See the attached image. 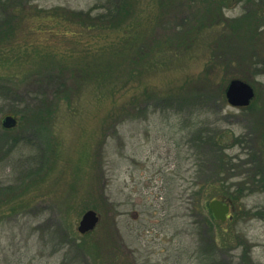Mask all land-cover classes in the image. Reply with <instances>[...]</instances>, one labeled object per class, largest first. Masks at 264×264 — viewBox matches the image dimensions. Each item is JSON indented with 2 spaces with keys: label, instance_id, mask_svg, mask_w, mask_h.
<instances>
[{
  "label": "rangeland",
  "instance_id": "374dc122",
  "mask_svg": "<svg viewBox=\"0 0 264 264\" xmlns=\"http://www.w3.org/2000/svg\"><path fill=\"white\" fill-rule=\"evenodd\" d=\"M181 1L126 0L142 38L110 79L123 34L98 15L116 0H0V264H264V0H220L219 14ZM192 8L216 18L199 29ZM141 42L152 55L134 59ZM235 79L250 107L228 104ZM200 133L226 136L210 148ZM224 194L220 222L209 203ZM89 210L100 222L83 235Z\"/></svg>",
  "mask_w": 264,
  "mask_h": 264
},
{
  "label": "trees",
  "instance_id": "16d2710c",
  "mask_svg": "<svg viewBox=\"0 0 264 264\" xmlns=\"http://www.w3.org/2000/svg\"><path fill=\"white\" fill-rule=\"evenodd\" d=\"M165 1V0H163ZM179 1V4L180 6H182V1L181 0H178ZM216 4H217V7H216V12L217 14L218 13V7H220V5L222 4V2L220 0H216ZM133 5L134 3L132 2H126L125 0V3H121L120 0H116V3L115 5L113 3H111L109 6H108V13L106 14H103V15H98V21L108 30V31H114L116 29L115 32L116 35H120V34H123L121 38H118L116 41L115 39H113L114 42H110V45L107 49H106V55H107V58H108V61L107 63H105V73H106V77L107 78H110V79H114V77L116 78H123L124 76L122 75V72L124 71L123 68L124 66L122 67V69L120 68V65L119 64H115V60L118 56H122V55H126V56H130V54H127L123 51V49H127L128 52H131L134 48H132L130 46V44L137 38V39H140L142 38L139 35H137V31L134 32V33H130L129 31L134 29V24L135 22L134 21H130L128 22L127 20L130 19V16L133 14ZM185 5V4H184ZM5 6V5H4ZM59 10H64L65 8H58ZM176 9V8H175ZM173 9V11L175 10ZM215 10V9H214ZM210 11L208 14H206V19H204L203 17V13L202 12H198L195 8H192V10L190 11V15L192 17H194V19L196 18L197 22L198 23H201L200 26H199V29H201L203 27L202 23H205L207 24L208 22H210L212 20L213 17H215V15H213V11ZM65 12H69V19L72 20V23L71 24H82V25H88L90 23L91 26H94L96 25L97 23V18L93 15L90 14V12L88 13H84V12H73V11H70V10H64ZM54 13V12H53ZM56 13V12H55ZM216 14V15H217ZM68 16L66 18H68ZM216 18V17H215ZM83 19H86V20H83ZM101 26V25H100ZM101 26V27H103ZM150 32H149V36L148 38H146V41H152V37L150 38ZM162 38L161 36H155L154 39H160ZM140 45L146 47H139L137 48L135 51V54H132L131 56L134 58V59H140L142 56L143 58H146V57H150L152 55V52L153 50L151 48H148L145 44V42H141ZM130 49V51H129ZM141 55V56H140ZM134 56H138V57H134ZM142 58V59H143ZM154 65V62L153 63H150L148 62L147 64V67H152ZM85 67V66H84ZM94 67H98V65H95ZM91 70V69H90ZM102 70V68H101ZM146 70V69H145ZM138 73L141 72V70L139 71H136ZM92 72H88V75H91ZM101 73H103V71H101ZM67 89V88H66ZM157 94H159L157 91H153V94L151 95H154V96H150V98H148L147 100L145 101H149L150 99L152 98H156V96H158ZM161 97V96H160ZM171 98V97H169ZM136 98H134L133 100H135ZM124 106H127V105H124ZM115 120H116V123L114 124V126L111 128L112 130H115V128L117 127V125H119V121L120 123L125 121V119H120V118H123L122 117V114H118V115H113L112 116ZM125 117H127V115H125ZM226 135L225 134H222V135H219V136H216V135H213L212 137H208V138H203V134L200 133V135H198L197 137V141L198 142H201L202 144L206 145V146H209L210 148H212L215 144V141H218V140H222ZM217 138V139H216ZM236 145V139H235V143L232 145V147H234ZM264 186V184H263ZM243 188L241 190H238L239 193L242 192ZM250 191L253 192V189H250ZM225 196H222V195H215V198H219V199H222L226 202H231V200H235L236 197H233L232 198V194H224ZM232 203V202H231Z\"/></svg>",
  "mask_w": 264,
  "mask_h": 264
},
{
  "label": "water",
  "instance_id": "95a60500",
  "mask_svg": "<svg viewBox=\"0 0 264 264\" xmlns=\"http://www.w3.org/2000/svg\"><path fill=\"white\" fill-rule=\"evenodd\" d=\"M226 97L230 105L235 107L249 106L253 98L255 97L254 89L246 82L242 80H233L228 86ZM17 125V120L12 116H7L4 120L3 126L5 128H11ZM210 209L212 210L215 218L221 221H226L227 214L230 211L229 206L222 203L220 200H214L210 203ZM100 217L98 214L90 210L84 214L79 225V232L86 234L93 231L99 223Z\"/></svg>",
  "mask_w": 264,
  "mask_h": 264
},
{
  "label": "flooded vegetation",
  "instance_id": "af4514ba",
  "mask_svg": "<svg viewBox=\"0 0 264 264\" xmlns=\"http://www.w3.org/2000/svg\"><path fill=\"white\" fill-rule=\"evenodd\" d=\"M229 217H230V214H229Z\"/></svg>",
  "mask_w": 264,
  "mask_h": 264
}]
</instances>
